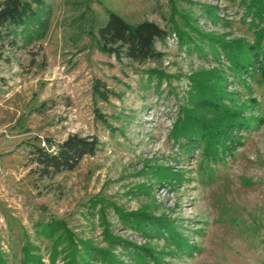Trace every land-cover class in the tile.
Here are the masks:
<instances>
[{"label":"rangeland","instance_id":"1","mask_svg":"<svg viewBox=\"0 0 264 264\" xmlns=\"http://www.w3.org/2000/svg\"><path fill=\"white\" fill-rule=\"evenodd\" d=\"M245 3L31 4L28 27L43 29L41 36L27 43L20 34L13 43L0 39V255L6 264H22L24 251L42 264H63L67 231L100 249L109 247L106 236L119 238L123 247L110 249L122 264H135L127 255L140 247L149 251L145 264H264V83L253 69L235 74L217 46L199 36L252 41ZM107 11L129 25L148 20L164 29L166 36L154 42L160 58L138 64L99 50L94 35ZM176 30L188 42L179 43ZM197 78L214 84L220 103L246 121L234 146L218 156L204 152L200 139L189 145V134L178 133L186 112L218 122L212 110L194 106ZM69 134L94 137L98 150L72 170L40 177L30 147L53 150ZM133 212L168 220L187 250L161 230L132 227Z\"/></svg>","mask_w":264,"mask_h":264},{"label":"trees","instance_id":"2","mask_svg":"<svg viewBox=\"0 0 264 264\" xmlns=\"http://www.w3.org/2000/svg\"><path fill=\"white\" fill-rule=\"evenodd\" d=\"M36 0H0V39L7 38L8 42L13 43L15 37L20 34L25 42H29L32 37H40L42 30L36 31L28 27V18L33 15L31 4ZM79 4V2H77ZM245 13L250 14V22L254 27V37L250 42L243 40L222 42L212 35H199L205 37L208 47L215 45L218 52L227 60L231 71L235 74H250V70L258 72L260 80L264 83V25H258L264 15V0H246L244 5ZM213 16V13H208ZM85 15V13H81ZM89 19V17H86ZM86 20V19H85ZM28 22V23H27ZM20 25L21 28L16 30ZM2 29L4 31H2ZM179 43L188 42L183 37L180 30L175 31ZM166 31L153 21L142 20L129 25L117 14L107 11L105 19L96 27L94 41L96 47L107 53L123 57L135 63H143L147 60L159 59L161 54L154 47L156 40H161L166 36ZM186 41V42H185ZM192 47L199 49L196 43L192 42ZM255 65V67H253ZM150 75L152 72H148ZM205 80V79H204ZM203 78L193 79L191 85L197 93L194 106L212 110L218 116L217 124H209L200 121L195 115L183 113L180 119V130L178 133L186 132L189 134L188 144H194L198 139L202 142L204 152L208 155H216L223 151L230 150L234 146L235 132L244 128L245 119L240 116V110L230 111L226 109L218 100V93L215 92L213 85L206 86ZM99 142L92 136H81L77 134L67 135L59 142L53 150L38 146H31L29 150V161L35 166V171L40 177L53 176L62 171L72 170L82 157L92 155L98 150ZM131 226L142 231L166 233V238L178 250H187L184 238L174 231L173 225L164 218L152 217L143 213H129ZM125 218V217H124ZM50 225L45 228L51 229ZM108 248L100 249L93 246L86 240L74 239L70 232L64 234L67 243L68 259L63 264H122L121 259L112 253L111 247L114 243H123L119 238L106 236ZM79 245V247L77 246ZM127 245V244H126ZM138 250H145L140 247L132 249L128 253L135 264H145L144 255H149V251L141 253ZM22 264L31 262L42 264L38 257L24 251ZM0 264H6L0 255Z\"/></svg>","mask_w":264,"mask_h":264}]
</instances>
